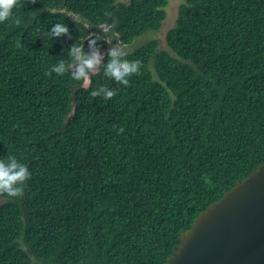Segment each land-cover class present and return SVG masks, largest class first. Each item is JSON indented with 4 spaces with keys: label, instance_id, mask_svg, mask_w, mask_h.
Segmentation results:
<instances>
[{
    "label": "trees",
    "instance_id": "trees-1",
    "mask_svg": "<svg viewBox=\"0 0 264 264\" xmlns=\"http://www.w3.org/2000/svg\"><path fill=\"white\" fill-rule=\"evenodd\" d=\"M170 1L18 0L0 23V156L31 173L0 195V264H166L264 163V0H184L167 48L126 53L140 63L127 85L49 74L89 25L130 45ZM56 23L71 35L50 39ZM100 85L114 95H90Z\"/></svg>",
    "mask_w": 264,
    "mask_h": 264
},
{
    "label": "water",
    "instance_id": "water-1",
    "mask_svg": "<svg viewBox=\"0 0 264 264\" xmlns=\"http://www.w3.org/2000/svg\"><path fill=\"white\" fill-rule=\"evenodd\" d=\"M166 264H264V163L182 231Z\"/></svg>",
    "mask_w": 264,
    "mask_h": 264
},
{
    "label": "clouds",
    "instance_id": "clouds-1",
    "mask_svg": "<svg viewBox=\"0 0 264 264\" xmlns=\"http://www.w3.org/2000/svg\"><path fill=\"white\" fill-rule=\"evenodd\" d=\"M18 7V0H0V23H3L14 16V9ZM15 23H19V19L15 18ZM115 23V20L113 21ZM101 31L95 34L90 33L87 41V50L84 43H73L67 48L68 59H60L53 64L50 70L57 75L68 74L72 80L87 82L90 76L95 75L98 71L103 76L127 85L128 77L139 70V61H130L126 59L124 46L119 42L113 43V36L108 35L111 25L105 26L101 24ZM48 37L53 41L62 36H70L69 27L62 23H56L48 32ZM102 40L108 47L101 51L97 41ZM21 47L19 41L15 45ZM90 95H103L110 97L114 95V90L106 85H100L91 90ZM31 173L28 166L20 161L14 155L0 156V195L9 198H15L22 195L23 185L30 178Z\"/></svg>",
    "mask_w": 264,
    "mask_h": 264
},
{
    "label": "rangeland",
    "instance_id": "rangeland-1",
    "mask_svg": "<svg viewBox=\"0 0 264 264\" xmlns=\"http://www.w3.org/2000/svg\"><path fill=\"white\" fill-rule=\"evenodd\" d=\"M121 1H127V0H121ZM184 2V0H171L169 5L167 6V18L164 21L162 27L158 31H149L146 35L143 37L137 39L133 44L130 45H124L118 40L117 34L114 32L112 28H110V31L108 35H113V43L119 42L121 46H124L125 52H131L141 46L142 44L146 43L147 41L151 39H157L160 42V47L161 48H167V41H166V36L167 33L175 26L177 18H178V11L181 3ZM91 28L92 34H95L97 32H100L101 29L100 27H92L89 25ZM97 44L100 47L101 51L106 50L108 47L107 44H104L102 40L98 41ZM85 49L87 50V45H85Z\"/></svg>",
    "mask_w": 264,
    "mask_h": 264
}]
</instances>
